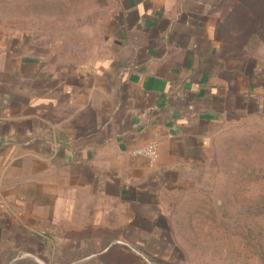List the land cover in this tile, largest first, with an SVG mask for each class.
Masks as SVG:
<instances>
[{
  "label": "crops",
  "instance_id": "crops-1",
  "mask_svg": "<svg viewBox=\"0 0 264 264\" xmlns=\"http://www.w3.org/2000/svg\"><path fill=\"white\" fill-rule=\"evenodd\" d=\"M116 1L91 64L0 40V264L160 262L167 196L264 114V73L222 43L212 0Z\"/></svg>",
  "mask_w": 264,
  "mask_h": 264
},
{
  "label": "rangeland",
  "instance_id": "rangeland-1",
  "mask_svg": "<svg viewBox=\"0 0 264 264\" xmlns=\"http://www.w3.org/2000/svg\"><path fill=\"white\" fill-rule=\"evenodd\" d=\"M212 2L222 43L249 55L250 73H264V31L245 46L264 25V0ZM119 7L116 0H0V40L20 41L47 60L91 64L104 54ZM215 146L185 189L167 196L176 246L156 264H264V119L233 120Z\"/></svg>",
  "mask_w": 264,
  "mask_h": 264
},
{
  "label": "trees",
  "instance_id": "trees-1",
  "mask_svg": "<svg viewBox=\"0 0 264 264\" xmlns=\"http://www.w3.org/2000/svg\"><path fill=\"white\" fill-rule=\"evenodd\" d=\"M255 22H256V18H255ZM254 25H257V23H255ZM263 31H264V25L263 26L260 25V26H258V30L256 32H252L250 35H248V38H246L248 44L245 43V46H246L247 49H249L248 48V46L250 45L249 42L252 43V42H256V41H259V42L261 41L262 32ZM249 117H255L257 119H264V114L251 113L246 118H249ZM213 149H215V148H213ZM183 203H185V202H183ZM183 203H182V200H181L175 205L176 207L172 210L174 212V215L178 214L181 211V208H182L181 204H183ZM180 221H182V220L180 219ZM176 225H177V221L171 220V227H172V230L174 232V236H175L176 230H177V226ZM179 228H182V226H179ZM90 264H95V263H90ZM155 264H156V262H155Z\"/></svg>",
  "mask_w": 264,
  "mask_h": 264
},
{
  "label": "built area",
  "instance_id": "built-area-1",
  "mask_svg": "<svg viewBox=\"0 0 264 264\" xmlns=\"http://www.w3.org/2000/svg\"><path fill=\"white\" fill-rule=\"evenodd\" d=\"M158 153V144L153 143L145 149L135 152L136 156H146L149 157L152 161L157 159Z\"/></svg>",
  "mask_w": 264,
  "mask_h": 264
}]
</instances>
